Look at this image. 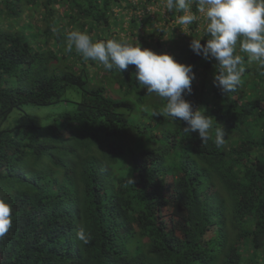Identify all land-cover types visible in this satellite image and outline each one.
<instances>
[{
	"label": "trees",
	"instance_id": "trees-1",
	"mask_svg": "<svg viewBox=\"0 0 264 264\" xmlns=\"http://www.w3.org/2000/svg\"><path fill=\"white\" fill-rule=\"evenodd\" d=\"M165 5L0 0V196L14 217L0 264H264V70L240 53L241 85L222 93L217 62L190 48L208 38L195 0L184 31ZM71 30L193 65L185 99L213 116L224 145L153 115L166 101L134 65L105 70L66 51ZM46 105L59 108L47 120L30 108Z\"/></svg>",
	"mask_w": 264,
	"mask_h": 264
},
{
	"label": "clouds",
	"instance_id": "clouds-1",
	"mask_svg": "<svg viewBox=\"0 0 264 264\" xmlns=\"http://www.w3.org/2000/svg\"><path fill=\"white\" fill-rule=\"evenodd\" d=\"M195 3L196 11L207 21L205 36L208 38L206 43H201L203 38H194L190 48L197 55L217 62L213 83L222 93L235 92L245 71L244 56L240 53L246 54L249 62H255L264 70V0H195ZM192 4L193 0H166L165 6L169 12L173 9L182 12L177 23L186 27L198 20ZM182 29L184 31V27ZM73 47L86 61L98 62L105 70L123 72L134 65L139 85L146 88L149 95L154 93L166 101L153 115L183 122L184 132L198 133L203 145L213 139V132L215 146L224 145L226 133L222 128L214 127L213 116L194 109L185 99V93L192 91L196 76L193 65L124 39L94 41L86 31L80 30L66 33V51L71 52ZM134 182V178L129 180V183ZM13 219V206L0 196V242L12 229ZM76 239L81 245H87L91 236L81 227L76 232Z\"/></svg>",
	"mask_w": 264,
	"mask_h": 264
},
{
	"label": "rangeland",
	"instance_id": "rangeland-1",
	"mask_svg": "<svg viewBox=\"0 0 264 264\" xmlns=\"http://www.w3.org/2000/svg\"><path fill=\"white\" fill-rule=\"evenodd\" d=\"M183 27L186 28L185 26H183ZM116 29L117 28H115V30ZM120 34H123V33L120 32ZM70 95H71V93L70 94L68 93V96H70ZM57 106L58 105H55V106L54 105L31 106L30 108L35 115H38L43 120H47V119H49L51 112L57 111V109H59ZM13 117H14V115H13ZM12 118L10 119V121L12 120Z\"/></svg>",
	"mask_w": 264,
	"mask_h": 264
}]
</instances>
